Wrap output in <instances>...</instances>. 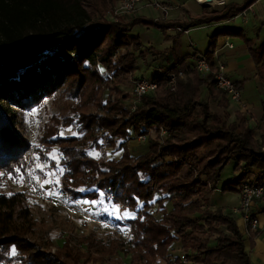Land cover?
Segmentation results:
<instances>
[{"label":"trees","instance_id":"trees-1","mask_svg":"<svg viewBox=\"0 0 264 264\" xmlns=\"http://www.w3.org/2000/svg\"><path fill=\"white\" fill-rule=\"evenodd\" d=\"M255 1L205 11L188 23H180L145 18L126 21L121 16L106 20L104 16L114 11V0H94L91 4L87 0H0V129L5 139L0 149V172L22 168L29 151L28 142L12 126L10 106L29 110L63 87H73L76 92L87 87L97 91L102 80L121 82L118 77H130L140 57L154 56L151 48L129 35L136 25L162 33L166 28L187 30L230 20ZM239 36H243L242 30L230 28L209 36L204 54L210 65L215 63L217 40ZM246 43L259 82L264 84V43L255 47ZM176 47L173 42L172 50ZM174 65L152 78L156 91L144 96L135 111L123 106L121 95L119 105H109L104 114L82 113L86 117L82 136L54 138L52 145L51 139L43 142L58 146L62 153L61 190L68 198L103 199L121 211L134 213L135 218L124 222L114 219L123 232L129 231L128 240H103L89 234L76 248L64 239L53 253L46 251L32 238L34 224L22 199L0 195V264H117L119 259H124V264H154L174 242H180L190 264H251L236 221L221 209H210V196L230 162L235 163L234 171L239 175L224 182L220 193H239L243 184L264 188V106L255 128L239 112L230 122V104L209 79L189 72L170 91L164 75ZM202 89L214 103L209 122V107L200 99ZM197 109L200 116L194 115ZM98 128L104 130L106 147L122 151L118 160L88 155L86 137L93 149L103 148L93 139ZM147 129L155 133L163 129V142L158 137L149 140L147 151L134 156L128 148L132 135H145ZM255 130L262 132L260 140L254 138ZM167 199L170 211L162 206ZM154 203L160 210L158 219L150 212ZM115 256L118 259L113 260Z\"/></svg>","mask_w":264,"mask_h":264},{"label":"rangeland","instance_id":"rangeland-1","mask_svg":"<svg viewBox=\"0 0 264 264\" xmlns=\"http://www.w3.org/2000/svg\"><path fill=\"white\" fill-rule=\"evenodd\" d=\"M114 1L115 9L119 0ZM92 2L94 0H87L88 4ZM112 12L114 11L105 15L104 18L106 20H112ZM148 14L149 16H153V11L149 9ZM157 30L160 34L162 33L159 29ZM151 34L147 33L145 35V33H140V38L146 42L148 41L147 38L152 39ZM205 34L206 31H195L191 34L189 40L184 41L183 39V51H188V42L192 41L195 45H200L199 48L197 47L198 51L204 53L207 49ZM147 57L149 55L140 57L141 60H138L139 64L142 63L145 65ZM136 71L128 78L118 77L121 82H117L116 80L108 81V79L102 80L100 82L101 87L97 91L94 88L87 87L80 92H76L73 87H63L29 110H21L15 106H10L13 117L12 126L18 136L28 142L29 151L22 168L12 172L5 171L4 174L0 172L2 173L0 175V195H18L22 199L23 206L28 208L31 221L34 224L35 232L32 238L35 239L39 248L41 247L46 251L50 250L53 253L54 247L60 245L64 239H68L71 246L78 247L81 245H78L79 240L87 237L89 234H96L98 238L103 240H112L110 235L107 232H101V229L108 231L109 226L115 224L114 219L111 217L112 215L109 214L112 211L113 205L105 202L103 199H99L93 204L88 200L75 201L68 198L61 190L63 175L61 169L63 168L60 165V161L62 153L58 146L50 147L49 145L53 144L52 140L54 138L82 136L80 132L86 120V117H83L82 113H86L89 116L104 114L106 107L109 105H119L122 99L121 95L125 99L123 106L128 109L131 81L136 78ZM100 73L105 78L106 73L101 68ZM142 73L144 74V71ZM221 96L227 101L222 94ZM200 99L203 100L202 103H207L209 107L207 111V121L209 122L212 114L215 112L214 103L207 99V94L204 89H202ZM261 100L264 103V94ZM230 106L232 108L234 105L230 103ZM194 115L200 116V109L195 110ZM230 115L232 119L234 116L232 109ZM68 129H71V131H68ZM62 131L63 135H60ZM95 132L93 135L95 144L97 141H100L103 148L93 149L90 145V140L86 137V146H90L88 155L98 160H118L121 157L122 151L116 150V147H106L105 140L102 138L104 136V130L102 128L96 129ZM162 132H164L163 129L159 133L147 129L145 133L147 139L144 143L136 140L138 135H132L134 138L128 144L130 153L134 156L145 153L147 151L148 141L156 137L162 143ZM129 136L131 137V135ZM47 139H51L49 145L43 143ZM53 150L56 151L54 152ZM234 164V162H230L226 166L219 182L221 184L218 183L217 185L218 188L224 182L233 181V178H236L234 175ZM45 180H48L49 183H44ZM49 192H56L57 195H47ZM84 201H88V203H84ZM105 209H108V211L106 212ZM150 212L154 214L156 219L161 217L160 210L155 203L151 206ZM123 234H128L129 236V232ZM80 250L85 252L83 247H80ZM114 259H118V257L115 256L113 257ZM121 261L119 259L117 264H122L124 259H121ZM155 263L156 261H154Z\"/></svg>","mask_w":264,"mask_h":264},{"label":"crops","instance_id":"crops-1","mask_svg":"<svg viewBox=\"0 0 264 264\" xmlns=\"http://www.w3.org/2000/svg\"><path fill=\"white\" fill-rule=\"evenodd\" d=\"M161 2V8H153L146 2H142L137 8L129 13L121 15L126 21L133 18H145L152 21L164 22H180L188 23L199 17L205 11L222 10L226 5H241L246 0H212L205 4H200L196 0H157ZM153 11V16H149L148 11ZM169 27V26H168ZM178 28V27H176ZM176 28H166L165 33H161L156 28L144 27L141 25L134 26L129 35L140 40L142 46L152 49L154 56L146 58L145 65L138 64L139 69L136 71V77H145L152 79L163 72H166L172 65L183 61L182 66L188 68L191 62L192 50L188 46V51H183L182 40H189L195 31H206L205 38L208 46L209 36L223 28L242 30L243 36L239 37H221L217 40L214 51L216 52L215 63L224 65L228 77L238 85L242 92V100L249 106V114L239 112L236 107L230 106L231 109L246 116L249 120V126L255 128L261 114V107L264 103L261 100L264 94V84L259 82L256 75V66L254 65L248 52V44L255 47L264 43V0H256L248 9L244 11V15L240 13L236 17L227 21L212 22L193 28H188V35L178 33ZM151 29V30H150ZM181 29V28H180ZM183 29V28H182ZM181 29V30H182ZM152 31V32H151ZM140 33H152L150 40L144 42L140 38ZM173 42H176V49L172 50ZM194 44V43H193ZM230 45L231 48L226 47ZM195 45V44H194ZM198 50V44L195 45ZM198 47V48H197ZM207 50V49H206ZM200 52V51H199ZM144 71V74L142 73ZM143 75H142V74ZM230 104V103H229ZM234 120V116L230 122ZM256 132V133H255ZM253 136L260 140L262 132L255 131ZM237 177L239 172L234 173ZM221 184V183H219ZM168 204V205H167ZM239 204V193L228 192L220 193L219 188L213 190L210 196V209H221L223 213L232 217L236 221V225L242 234L243 245L251 264H264V198L258 202L253 208V215L258 220L256 230H250L238 215H233L232 210L237 208ZM166 211H170L171 204L169 199L162 203ZM121 211V210H120ZM123 211H121L122 213ZM113 219L126 221L129 218ZM180 242H174L164 257L156 258L155 264H176L182 255ZM193 264V263H192Z\"/></svg>","mask_w":264,"mask_h":264},{"label":"built area","instance_id":"built-area-1","mask_svg":"<svg viewBox=\"0 0 264 264\" xmlns=\"http://www.w3.org/2000/svg\"><path fill=\"white\" fill-rule=\"evenodd\" d=\"M199 1V0H196ZM146 2L153 8H161V2L157 0H119L116 8L114 9L112 16H121L133 12L139 4ZM199 3V2H198ZM244 15V12H242ZM111 16V17H112ZM178 33L188 35V30H181L180 28L175 29ZM189 48L192 50L191 53V64L188 68H184L182 65L175 64L172 67V71L165 73L164 79L170 91H174L176 84L179 80H182L187 72H195L200 79H209L214 85L217 91H219L229 103H232L241 113L249 114V106L242 100L241 89L235 84L227 75L224 65L220 63L210 62L204 53H200L193 44L192 41L188 42ZM226 47L231 48L230 45ZM213 58L215 61L216 52H213ZM157 89V84L152 80L145 77H136L131 81V91L128 100L129 112L135 111L137 106L140 104L141 99L146 95L153 94ZM162 137L166 135L165 131L162 132ZM147 139L146 135H138L136 140L140 143H144ZM264 188L252 187L249 184H243L239 190V204L237 208L232 210L233 215L241 217L244 224L250 230H256L258 227V220L253 215L254 206L263 199ZM123 227L128 228L125 223H122ZM101 232H107L110 237L115 241H127L128 234L123 233V228L117 224L109 226L108 231L102 230ZM180 264H190L184 258V255L179 257Z\"/></svg>","mask_w":264,"mask_h":264},{"label":"snow or ice","instance_id":"snow-or-ice-1","mask_svg":"<svg viewBox=\"0 0 264 264\" xmlns=\"http://www.w3.org/2000/svg\"><path fill=\"white\" fill-rule=\"evenodd\" d=\"M68 131H71V129H68ZM60 135H63V131L60 133ZM73 135H75V133H73ZM4 146H5V139H4V135H3V129H0V149H3ZM53 151L55 152L56 150H53ZM61 172H63V169H61ZM0 175H2V173H0ZM44 183H49V181L45 180ZM77 191H84V189H78ZM47 195L55 196V195H57V193L56 192H49V193H47ZM101 195H103V194H101ZM84 203H88V201H84ZM92 203L94 204L96 202L92 201ZM105 211L107 212L108 209H105ZM109 214L115 215L117 219L135 218L134 213L128 212L127 210H124L121 213L120 208L117 205H113L112 211ZM13 253H15V249H13Z\"/></svg>","mask_w":264,"mask_h":264},{"label":"bare ground","instance_id":"bare-ground-1","mask_svg":"<svg viewBox=\"0 0 264 264\" xmlns=\"http://www.w3.org/2000/svg\"><path fill=\"white\" fill-rule=\"evenodd\" d=\"M209 1H212V0H199L197 2H199L200 4H205V3L209 2Z\"/></svg>","mask_w":264,"mask_h":264}]
</instances>
